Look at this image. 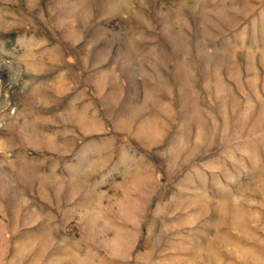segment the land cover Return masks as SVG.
<instances>
[{"label": "rangeland", "instance_id": "rangeland-1", "mask_svg": "<svg viewBox=\"0 0 264 264\" xmlns=\"http://www.w3.org/2000/svg\"><path fill=\"white\" fill-rule=\"evenodd\" d=\"M0 264H264V0H0Z\"/></svg>", "mask_w": 264, "mask_h": 264}]
</instances>
